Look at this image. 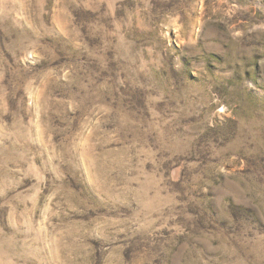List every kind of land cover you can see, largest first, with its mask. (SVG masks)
<instances>
[{
  "label": "rangeland",
  "instance_id": "rangeland-1",
  "mask_svg": "<svg viewBox=\"0 0 264 264\" xmlns=\"http://www.w3.org/2000/svg\"><path fill=\"white\" fill-rule=\"evenodd\" d=\"M0 264H264V0H0Z\"/></svg>",
  "mask_w": 264,
  "mask_h": 264
}]
</instances>
